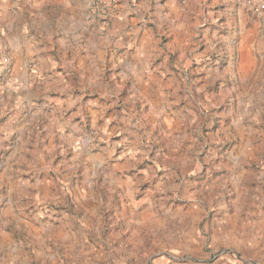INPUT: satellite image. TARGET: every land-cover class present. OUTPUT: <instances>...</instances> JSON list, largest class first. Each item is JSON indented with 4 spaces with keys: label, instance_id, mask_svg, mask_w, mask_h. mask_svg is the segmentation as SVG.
Here are the masks:
<instances>
[{
    "label": "rangeland",
    "instance_id": "374dc122",
    "mask_svg": "<svg viewBox=\"0 0 264 264\" xmlns=\"http://www.w3.org/2000/svg\"><path fill=\"white\" fill-rule=\"evenodd\" d=\"M173 6L176 23L166 19L164 0H36L21 6L10 40L0 48V87L12 77L18 41L24 48L41 41L44 47L52 37L72 61L87 38L112 40L125 13L137 30L178 31L181 54L169 52L168 63L183 62L190 46L205 43V33L213 51L192 65L171 67L178 74L165 85L164 104H119L128 112L129 148L90 115L83 132L75 128V106H45V95L55 89L61 93L52 96L78 94L72 67L67 83L35 88L34 105L49 110L25 126L13 122L16 131L0 150V231L23 250L5 254L9 241L0 236V264H264V0H177ZM14 71L21 75L26 68ZM106 81L102 86L114 92ZM6 101L0 123L15 111L13 98ZM68 121L74 126H68L67 142L57 136L45 148V127L54 122L59 129ZM21 129L22 156L12 165ZM107 142L111 147L104 149ZM133 196L145 200L142 207L129 208Z\"/></svg>",
    "mask_w": 264,
    "mask_h": 264
},
{
    "label": "crops",
    "instance_id": "0c3cea01",
    "mask_svg": "<svg viewBox=\"0 0 264 264\" xmlns=\"http://www.w3.org/2000/svg\"><path fill=\"white\" fill-rule=\"evenodd\" d=\"M173 1L177 0H164L166 8V14L169 15L166 19L175 22L173 11ZM182 1V0H181ZM36 3V0H18L13 2L12 0H0V21H7L8 23L4 26L0 23V48L4 47L3 43L6 44V39L10 40V26L14 27L15 18L18 12L22 9V5L28 6L32 3ZM214 17V16H213ZM125 20L124 25L118 26L112 32V40L106 39L101 40L98 37L87 38V45L82 51H77L76 54L72 55V61L68 60L67 56L61 55L59 47L55 45L54 39L51 37V45L47 44L44 47L43 42L41 44L37 42L36 46L29 45L22 47L21 43L18 41V45L15 46L12 55V77L7 81L6 85L0 89V104L1 107L7 108L9 102H7V97L13 98L15 104V111L11 112L9 116L0 123V150L4 147L5 142L11 137L16 130L13 129V122L25 126L29 123V117L33 118L35 116L43 115L45 110H49L48 107L57 108L59 111L65 109L66 107L75 106L72 108L71 116L80 119L76 122L75 128L80 129L83 132V128L88 124L89 115L93 118V124H97L104 132L107 130L112 134H119L122 138L119 143L124 144V147L129 148V143L126 140V124L129 121L126 114L127 110L124 109L126 106H121L119 110V104L136 99L143 102L150 100H162L165 103L166 89L165 85L175 83L171 74L175 75L172 71L177 69L179 65H192L193 59H198L200 57L207 56L208 53L213 51L212 40H209L207 34L205 33L206 41L204 44H199L195 47H189L191 49L189 55L184 57L183 62L177 61V63H168L167 54L171 51L174 53L179 52V48L176 47L177 32L170 30L166 31L165 27H159L158 34L151 29L137 30L135 26H130L128 13L123 14L122 21ZM120 21V22H122ZM119 22V24H121ZM172 24V23H171ZM8 26V27H7ZM130 26V27H129ZM6 27V28H5ZM158 27V26H157ZM162 29V31H160ZM168 34V41L163 46H160V38L165 33ZM160 36V37H159ZM62 40V38L60 39ZM35 43V41H33ZM53 42V43H52ZM62 45L65 47L64 39L62 40ZM197 43V42H196ZM15 44V43H14ZM31 44V43H30ZM60 44V43H58ZM34 46V47H33ZM61 46V44H60ZM64 54V53H62ZM181 54V52H179ZM166 55V57L164 56ZM198 61V60H197ZM195 62V61H194ZM30 64L36 70L31 73L28 72V67ZM69 67H66V66ZM21 66L26 68V71L19 75L14 70H17ZM54 67H59L62 71H53ZM72 67L77 78L76 88L79 89L78 94L63 96H52L54 93H61L60 89H55L50 94L45 95V106L37 107L35 106V88H38L39 84L48 85L47 90L54 89L60 84L67 83L65 75L69 77L68 68ZM51 70V71H50ZM15 72V73H14ZM65 73V74H64ZM169 76V77H167ZM167 77V78H166ZM107 79V84H112L114 86V92L111 88L107 89L102 86L103 81ZM72 84V79H71ZM68 86V85H67ZM124 88V89H123ZM8 91V95L4 94ZM11 94V96H9ZM88 96V98H86ZM126 96V97H124ZM170 99L167 102L169 104ZM11 106H14L13 103ZM10 106V107H11ZM129 110V107H128ZM52 113L55 111H51ZM162 112V113H161ZM157 112L160 116L164 115L163 110ZM50 114L51 119L55 117L54 114ZM161 113V114H159ZM167 113V112H166ZM128 115V114H127ZM69 117V116H68ZM55 119V118H53ZM52 119V120H53ZM102 119V122L99 121ZM27 121V123H25ZM117 123H113V122ZM121 123H123L124 128H122ZM68 124V125H67ZM118 124V126H117ZM69 125L74 126L71 122H62L59 129L50 124L46 126L47 137L43 139L45 148L49 145L53 146L54 140L57 136L63 138L61 144L64 145L67 142V132L70 130ZM12 126V127H11ZM20 136L15 142V151L12 153L11 159L15 160L12 165L18 163L16 157H21L20 153L23 148L20 145L23 144L24 131L19 130L17 132ZM110 141V139L108 140ZM129 142V140H128ZM108 145L105 148L111 147V143L107 142ZM20 154V155H19ZM121 157V156H120ZM119 157V158H120ZM123 159V157H122ZM6 161L2 159L1 164H6ZM123 163H118L114 166L113 171L117 165H126L129 160L122 161ZM113 177V174H111ZM131 181L134 178H129ZM130 181V180H129ZM134 183V181H132ZM134 186H131L133 188ZM122 196V194H120ZM129 204V208L143 206L145 200H138L134 198ZM132 198V197H131ZM144 199V198H143ZM0 223H2L0 221ZM1 239H8L9 242L5 244V254H17L22 253V248L17 247L16 240L12 239L11 234L7 232L1 233Z\"/></svg>",
    "mask_w": 264,
    "mask_h": 264
}]
</instances>
